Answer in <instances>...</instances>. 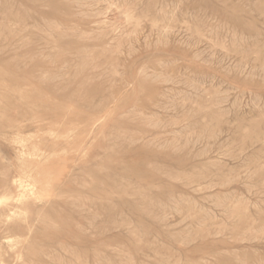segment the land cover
I'll use <instances>...</instances> for the list:
<instances>
[{
    "label": "rangeland",
    "instance_id": "374dc122",
    "mask_svg": "<svg viewBox=\"0 0 264 264\" xmlns=\"http://www.w3.org/2000/svg\"><path fill=\"white\" fill-rule=\"evenodd\" d=\"M0 261L264 264V0H0Z\"/></svg>",
    "mask_w": 264,
    "mask_h": 264
},
{
    "label": "bare ground",
    "instance_id": "6f19581e",
    "mask_svg": "<svg viewBox=\"0 0 264 264\" xmlns=\"http://www.w3.org/2000/svg\"><path fill=\"white\" fill-rule=\"evenodd\" d=\"M39 77H40V76H39ZM38 79H39V78H38ZM45 80H46V79H45ZM47 81H48V80H47ZM3 94H4V93H3ZM18 95H19V94H18ZM27 96H28V95H27ZM37 96H38V95H37ZM28 97L30 98V96H28ZM7 98H8V97H7ZM6 101H7V100H6ZM14 101H15V100H14ZM17 106H18V105H17ZM83 107H85V106H83ZM14 109H15V108H14ZM28 110H29V109H28ZM86 110H87V109H86ZM27 113L29 114V112H27ZM43 113H44V112H43ZM35 114H36V113H35ZM43 115H44V114H43ZM18 116H19V115H18ZM13 118H14V117H13ZM8 119H9V118H8ZM8 121H9V120H8ZM8 121H7V122H8ZM1 123H2V122H1ZM4 124H5V123H4ZM7 124H8V123H7ZM48 133H49V132H48ZM48 133H47V134H48ZM45 134H46V132H45ZM47 134H46V135H47ZM18 136H19V135H18ZM20 143H21V141H20ZM18 145H20V144H18ZM21 151H22V150H21ZM21 153H22V152H21ZM23 155H24V154H23ZM18 164H19V163H18ZM18 164H17V165H18ZM20 169H21V168H20ZM36 171H37V170H36ZM36 173H37V172H36ZM30 174H31V173H30ZM30 174H29V175H30ZM16 183H17V181H16ZM21 183H22V182H19V183H18V185H17V186H18V189H19L20 187H22ZM29 187H30V186H29ZM25 188H26V187H25ZM25 190H26V189H25ZM22 197H23V195H22ZM19 198H20V196H19ZM20 200H21V198H20V199H17V202L20 201ZM20 203H21V202H20ZM52 206H53V205H52ZM89 207H90V206H89ZM15 209H16V208H15ZM89 209H90V208H89ZM46 210H47V209H46ZM19 211H20V210H19ZM19 211H18V212H19ZM84 211H85V210H84ZM82 212H83V211H82ZM19 213H20V212H19ZM41 213L43 214V212H41ZM14 214L16 215V212H15ZM43 215H44V214H43ZM43 215H42V216H43ZM13 216H14V215H13ZM16 216H18V215H16ZM37 216H38V214H37ZM40 216H41V215H40ZM41 218H42V217H41ZM71 218H72V217H71ZM4 219H5V218H4ZM36 221H37V219H36ZM8 222H9V221H8ZM39 222H40V221H39ZM50 222H51V221H50ZM41 226H42V225H41ZM41 230H43V229H41ZM38 232H39V231H38ZM40 248H41V247H40ZM53 249H54V248H53ZM23 251H24V250H23ZM46 251H47V250H46ZM50 251H51V249H49V252H50ZM54 251H56V250H54ZM78 251H79V250H78ZM29 252H30V251H29ZM52 252H53V251H52ZM66 252H67V251H66ZM44 253H45V252H44ZM26 254H27V253H26ZM50 254H51V252H50ZM53 254H54V252H53ZM56 254H57V252H56ZM27 255H28V254H27ZM54 255H55V254H54ZM73 255H74V254H73ZM25 256H26V255H25ZM61 256H62V255H61ZM17 257H18V255H17ZM19 259H20V258H19ZM65 259H67V258H65ZM58 261H60V260H58ZM63 263H64V259H63ZM0 264H3L2 261H0Z\"/></svg>",
    "mask_w": 264,
    "mask_h": 264
}]
</instances>
